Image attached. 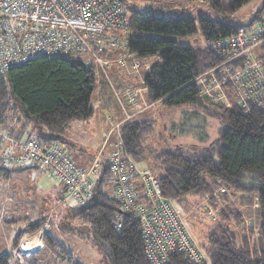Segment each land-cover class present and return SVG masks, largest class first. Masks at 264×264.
<instances>
[{
    "label": "trees",
    "instance_id": "16d2710c",
    "mask_svg": "<svg viewBox=\"0 0 264 264\" xmlns=\"http://www.w3.org/2000/svg\"><path fill=\"white\" fill-rule=\"evenodd\" d=\"M248 1L208 0V3L219 13L232 12ZM263 11L264 2L251 22L260 21ZM194 21L187 14L164 16L152 9L133 10L129 15L127 50L138 58L156 57L143 81L149 101L161 102L168 108L199 106L220 125L213 145L201 150L194 148L200 150L195 153L179 146L162 150L155 155L157 170H150L159 181L162 195L177 202L183 212L199 203L203 211L205 205L210 207L209 203L216 210L218 219L208 237L210 246L204 250L196 243L206 253L208 264H264V113L253 106L242 109L236 102L227 106L220 99L201 95V84L196 78L222 59L209 48H191L172 38L191 35L198 27L205 41L211 42L231 37L239 28L246 27L202 14L197 15V26ZM258 57L264 59V54ZM94 84L93 69L84 66L79 56L36 55L0 74V128L12 122L23 129L37 128V139L42 144L61 140L72 121L92 116ZM227 93L229 98L231 92ZM148 125L147 121L122 126L124 146L131 157L139 151L138 132ZM107 162L103 161L100 179L90 198L72 208L71 216L88 225L92 243L109 257L111 264H150L139 221L121 210L112 196L113 189L107 183ZM22 167L11 168L0 162V179L8 180L12 173L30 168ZM204 201L205 205L201 203ZM242 205L246 208L241 211ZM42 221L25 225V231L14 237L12 246L19 243L23 232H38ZM43 241L51 251L49 263L79 264L49 231ZM10 257V253L0 255V264H8ZM35 259L26 261L31 263ZM166 260L165 264H189L177 251L167 254Z\"/></svg>",
    "mask_w": 264,
    "mask_h": 264
},
{
    "label": "built area",
    "instance_id": "2783aa9c",
    "mask_svg": "<svg viewBox=\"0 0 264 264\" xmlns=\"http://www.w3.org/2000/svg\"><path fill=\"white\" fill-rule=\"evenodd\" d=\"M129 15L122 0H0V74L36 55L63 54L84 56L87 66H96L107 76L112 61L104 55L119 52L114 60L119 65L130 57L126 47ZM263 41L264 22L207 42V48L222 60L196 78L201 84L200 94L217 99L230 91L240 108L253 106L264 113V61L253 52ZM137 66L134 62L133 69ZM129 117L127 114L126 119ZM111 129L116 138L107 163L113 197L121 210L139 221L150 264H165L167 254L175 251L189 264H208L174 201L162 195L151 170L138 168L127 153L120 125L112 123ZM16 148L15 152L1 151L0 162L8 167L28 164L46 171L63 184L66 197L79 205L90 198L98 180L95 170L103 167L100 153L88 169H83L65 152V144L59 139L42 144L31 138ZM136 179L140 194L134 186ZM204 209L212 215L207 205Z\"/></svg>",
    "mask_w": 264,
    "mask_h": 264
},
{
    "label": "rangeland",
    "instance_id": "374dc122",
    "mask_svg": "<svg viewBox=\"0 0 264 264\" xmlns=\"http://www.w3.org/2000/svg\"><path fill=\"white\" fill-rule=\"evenodd\" d=\"M190 2L189 0H122L128 13L133 10L142 12L150 9L164 16H176L186 13L195 20L196 26L198 14L212 20H224L229 24L238 22L246 28H255L264 22V11L261 12L260 21L251 22L252 16L262 7L264 0H249L232 12L223 10L219 13L214 12L212 7L209 6L208 0H191ZM172 38L180 45L191 48H207V42L200 34L198 27L196 32L191 35ZM253 52L257 56L264 54V41L255 47ZM80 59L83 65L87 66L83 60L84 56H81ZM137 59L142 61L140 67L144 72L142 77L144 78L156 57L145 56L142 58L137 57ZM262 60L264 61V59ZM90 67L93 69L95 76L94 89L91 95L93 114L88 120H75L74 126H69L64 135L67 140L66 153L69 154V150H73L75 154H78L79 151L82 152L83 160L81 163H85L86 166L88 160L97 156L101 145V137L106 133L107 128L105 127L104 132L101 130L100 124L103 121V114L106 113L101 109L100 99L98 98L102 97L105 100L107 95L99 93L97 81L99 70L93 65ZM106 72H108L107 69ZM105 78L110 79L108 75ZM132 80L136 79L132 78ZM139 80L141 81V78ZM143 87L142 84L138 85L137 88L141 89L138 91L137 96L141 99L139 103L141 107H144V112L130 119V122L142 123L148 121L149 123L137 135V142L140 147L138 154L132 158L138 168H149L156 171L157 160L155 155L162 150H173L179 146L186 152L195 153L199 152L203 146L213 145L220 127L216 119L207 116L203 109L196 105L187 104L177 108H168L161 102H150ZM117 90L119 89L117 88ZM229 98L228 95H225L217 99L224 101L227 106L237 101L233 93L230 94ZM120 100L123 104L124 99H121V95ZM110 110L111 112L114 111V107L110 106ZM14 124L12 122L5 123L1 128L4 127L3 129L6 131L9 126ZM113 135L115 134L113 133ZM195 144L200 150L195 151L193 149ZM109 150L110 147L107 145L100 158L103 159V156L110 152ZM70 155L73 154L70 153ZM27 165L26 167H29ZM95 173L99 176L100 170L96 168ZM137 191L140 194L142 189L139 188ZM60 196L58 182L46 171L29 168L22 173H13L8 180L0 179V255L4 253L11 254L8 264L23 262V264H53L54 261L48 262L51 251L43 241L46 231H49L54 239L68 249L74 261L79 262V264H111L109 257L92 243L88 225L78 218H72L71 209L76 207V202H72L69 198L61 202ZM232 199L234 200V197ZM175 206L183 213L182 217H184L187 229L194 241L204 250L207 249L210 246L208 237L211 227L218 219L216 210L209 203L210 207L208 208L212 215L206 216V211L202 210L200 203L195 204L192 210L190 208L187 213L180 209L177 202ZM242 206H240L241 211L246 208V205ZM254 218V227H256L258 221L255 214ZM40 219H43V221L38 232H23L21 237H24V239L20 238L19 243L13 247L14 237L25 231V225ZM245 221L247 224L248 218ZM221 222L225 223V221ZM28 254L31 255L28 256ZM25 256H28V258H25ZM34 257L37 258L34 262L29 263L26 261Z\"/></svg>",
    "mask_w": 264,
    "mask_h": 264
},
{
    "label": "crops",
    "instance_id": "0c3cea01",
    "mask_svg": "<svg viewBox=\"0 0 264 264\" xmlns=\"http://www.w3.org/2000/svg\"><path fill=\"white\" fill-rule=\"evenodd\" d=\"M190 1L191 0H189V2ZM203 1H205V0H203ZM196 3H199V2H196ZM192 5H193V3H192ZM184 14H186V13H184ZM104 56L108 61H112V62H110L109 66L107 68L108 72H106L107 75L110 77V79L108 80L107 78H105L107 76L102 72V70L99 69L98 67L94 66L99 70V75H98V79H97L98 86H99V93H103V94L107 95V97H105V100L102 97H98L100 99L99 104L101 105V109L104 111V113H106V114H103L104 115V117L102 119L103 121L100 124L101 130L104 132L105 127H107L106 133H104V135L101 137V145H100V148L98 150V154L100 153V157L102 156L106 146L109 145V147H110V150H109L110 152L106 156L104 155L103 159H101L99 157L101 159V161L108 160V157L114 148V142H115L116 136L113 135V132L111 129L112 123H118L120 125V130H121L122 126L125 123L131 121L130 119H132L134 116H138L144 112L143 111L144 107H141L140 103H139L141 99L137 96L138 91L141 89V88H137V87L139 84L143 85V81H144V78H142L144 72L141 70L142 67H140L142 61L140 59H137L136 55L130 53V57L125 60L124 65H119L118 63H116L114 61L120 56L119 52H110V54L107 53ZM155 61H153V63ZM134 62L138 63V66L136 69H133ZM132 78H135L136 80H132ZM140 78H141V81L139 80ZM117 88L119 90H117ZM116 93H118V96ZM120 95H121V99H124L123 104H122V101L120 100ZM130 98L133 99V101H132L133 103L129 100ZM110 106L114 107V111L111 112ZM121 108L123 109V111ZM126 113L130 116L129 119H126V115H127ZM110 119H112V121H110ZM86 120H88V119H86ZM75 122H76L75 120L72 121L70 123L71 125L69 124L68 127L66 128V130H68L69 126H74ZM3 128L4 127H2L0 129V152L5 150V149H9L11 152H15L17 150L16 145L19 142L22 143V142L26 141L27 139H31V138L37 139V136L39 133V130L37 128L30 126V127H25V129H23V128H21L20 124H14L12 126H9V129H8L9 131H7V130L5 131V129H3ZM66 130L63 133L62 139H61V141L65 144L64 150L67 147V140H66V138H64ZM194 148H198L196 144L194 145L193 149ZM65 152H66V150H65ZM70 153H72L73 155H70ZM81 153L82 152L79 151L78 154H75V152L73 150H69L68 155L70 156V158L74 161V163L76 165L82 167L83 169H85V168L88 169L92 165L94 159L98 156V154H97V156L92 157L91 160H88V162H87L88 165L86 166L85 163H81V161L83 160ZM132 160L134 161L133 158H132ZM11 168H13V167H11ZM19 168H23V167L21 166ZM27 169H29V168H26L23 171L16 172V173H22ZM101 169H102V167L98 168V170H100V173H101ZM144 169H149V168H144ZM36 170H38V169H36ZM12 174H11V176H12ZM97 178L99 180L100 175L97 176ZM55 181L58 182L59 193L61 195L60 200H61V202H64L65 200H67L66 199L67 197L65 194V188L61 182H59L57 180H55ZM107 183L112 187V185L110 184L109 176H108ZM134 186L136 189L141 188L140 182L138 179L134 180ZM72 202H74V201H72ZM202 204L205 205L206 201L202 202ZM206 216H207V214H206ZM21 239H24V237H21ZM33 252L35 253V251H33ZM30 255L28 254V256H30ZM28 256H25V258H28Z\"/></svg>",
    "mask_w": 264,
    "mask_h": 264
},
{
    "label": "clouds",
    "instance_id": "9594fccd",
    "mask_svg": "<svg viewBox=\"0 0 264 264\" xmlns=\"http://www.w3.org/2000/svg\"><path fill=\"white\" fill-rule=\"evenodd\" d=\"M31 168H33V167H31Z\"/></svg>",
    "mask_w": 264,
    "mask_h": 264
}]
</instances>
